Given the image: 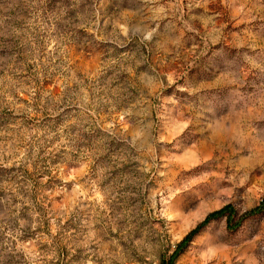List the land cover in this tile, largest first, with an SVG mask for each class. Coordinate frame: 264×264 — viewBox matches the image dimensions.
<instances>
[{"label":"rangeland","instance_id":"obj_1","mask_svg":"<svg viewBox=\"0 0 264 264\" xmlns=\"http://www.w3.org/2000/svg\"><path fill=\"white\" fill-rule=\"evenodd\" d=\"M264 0H0V264H264Z\"/></svg>","mask_w":264,"mask_h":264},{"label":"trees","instance_id":"obj_2","mask_svg":"<svg viewBox=\"0 0 264 264\" xmlns=\"http://www.w3.org/2000/svg\"><path fill=\"white\" fill-rule=\"evenodd\" d=\"M264 213V201L255 209L243 213L238 216V212L232 205H227L219 210L210 213L206 219L200 222L193 230L182 241L183 244L190 243L195 236L200 234L204 228H206L212 221L225 218L227 221L228 229H237L240 227L248 218L255 217Z\"/></svg>","mask_w":264,"mask_h":264}]
</instances>
